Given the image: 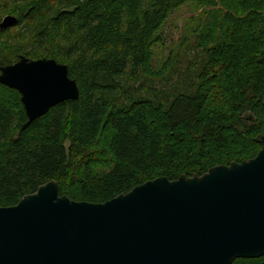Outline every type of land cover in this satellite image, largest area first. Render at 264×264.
I'll return each mask as SVG.
<instances>
[{"label":"trees","instance_id":"trees-1","mask_svg":"<svg viewBox=\"0 0 264 264\" xmlns=\"http://www.w3.org/2000/svg\"><path fill=\"white\" fill-rule=\"evenodd\" d=\"M223 1L222 22L211 16L197 35L201 52L185 73L174 64L157 71L154 47L176 9L213 0H0V22L18 18L0 30V69L20 56L54 59L80 90L78 100L24 130L21 94L0 84V208L50 181L60 196L106 203L160 177L202 176L256 158L264 134V0ZM233 264H264V257Z\"/></svg>","mask_w":264,"mask_h":264},{"label":"water","instance_id":"water-1","mask_svg":"<svg viewBox=\"0 0 264 264\" xmlns=\"http://www.w3.org/2000/svg\"><path fill=\"white\" fill-rule=\"evenodd\" d=\"M18 18L8 15L0 30ZM28 122L75 101L67 65L20 56L0 69ZM244 117H255L250 113ZM256 158L202 176L160 177L106 203L60 196L50 181L16 206L0 208V264H233L264 257V134Z\"/></svg>","mask_w":264,"mask_h":264},{"label":"rangeland","instance_id":"rangeland-1","mask_svg":"<svg viewBox=\"0 0 264 264\" xmlns=\"http://www.w3.org/2000/svg\"><path fill=\"white\" fill-rule=\"evenodd\" d=\"M226 7L223 0H213L210 5L194 2L176 9L161 29L160 44L154 47V68L160 71L163 66L169 67L174 64L185 73L194 71L191 66L201 52L200 49H195L198 44L197 35L209 27L208 22L211 16H214L216 25L222 22V16L227 11ZM215 34L218 39L220 28ZM190 52L192 56L188 57L187 54Z\"/></svg>","mask_w":264,"mask_h":264},{"label":"bare ground","instance_id":"bare-ground-1","mask_svg":"<svg viewBox=\"0 0 264 264\" xmlns=\"http://www.w3.org/2000/svg\"><path fill=\"white\" fill-rule=\"evenodd\" d=\"M64 65V64H63ZM26 111V110H25ZM60 194V193H59ZM110 201V200H109Z\"/></svg>","mask_w":264,"mask_h":264}]
</instances>
